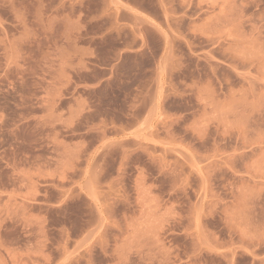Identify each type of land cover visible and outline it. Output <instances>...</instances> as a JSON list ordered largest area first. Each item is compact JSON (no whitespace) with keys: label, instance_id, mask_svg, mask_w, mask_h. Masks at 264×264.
<instances>
[{"label":"rangeland","instance_id":"374dc122","mask_svg":"<svg viewBox=\"0 0 264 264\" xmlns=\"http://www.w3.org/2000/svg\"><path fill=\"white\" fill-rule=\"evenodd\" d=\"M0 264H264V0H0Z\"/></svg>","mask_w":264,"mask_h":264}]
</instances>
